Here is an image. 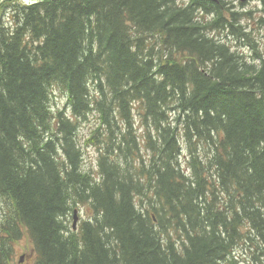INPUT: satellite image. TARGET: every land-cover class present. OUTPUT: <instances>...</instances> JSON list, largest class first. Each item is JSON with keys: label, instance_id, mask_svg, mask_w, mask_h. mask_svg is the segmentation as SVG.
<instances>
[{"label": "trees", "instance_id": "1", "mask_svg": "<svg viewBox=\"0 0 264 264\" xmlns=\"http://www.w3.org/2000/svg\"><path fill=\"white\" fill-rule=\"evenodd\" d=\"M0 1V264L23 232L34 264H264V59L214 36L254 48L229 2Z\"/></svg>", "mask_w": 264, "mask_h": 264}, {"label": "rangeland", "instance_id": "2", "mask_svg": "<svg viewBox=\"0 0 264 264\" xmlns=\"http://www.w3.org/2000/svg\"><path fill=\"white\" fill-rule=\"evenodd\" d=\"M16 2L21 0H15ZM25 4L31 3L33 0H23ZM180 2L187 4L188 0H179ZM178 1V2H179ZM230 4L228 6H233L235 11L238 13H243L239 17V24L242 25L244 28V31L250 35V38L252 39V44L254 45V48H251L248 46V44H244V41L241 39H237V37L230 35L227 30L222 31V33H214V36L217 39H220L221 41H224L227 43L231 49L240 55H243L245 58L244 60H248L251 63V57L253 56V50H256L258 54H261L264 59V26H261L262 24L259 22L261 19H264V2L260 0H250L244 4L243 7L239 5L238 0H226ZM1 2V1H0ZM11 10L8 8H1L0 7V26L6 25L9 28L12 27L11 25ZM246 13V14H244ZM209 19H211L209 17ZM7 30H9L7 28ZM257 63V62H256ZM66 99L64 95L58 90L53 89L52 92V102L51 106L53 109H62L65 106ZM90 121L88 123L83 124L79 129V140L80 145L82 147L83 151V165L85 170L91 171V174L96 176L97 175V159H98V153L97 150L88 145L85 146L83 144V139L86 138L89 134L90 128L94 125L95 120L94 116L89 117ZM138 120V117H136ZM137 124V122H136ZM135 124V126H136ZM143 130L142 128H138L137 133L138 135L142 134ZM181 167L186 170L187 173H189L187 166H188V157L185 155V153L180 158ZM149 204L147 201L143 202V205L146 206V208L149 209ZM74 211H76V228L72 227L73 224V212L70 211L69 216L67 217V227L73 231V233L79 232L80 226L87 221L91 216V211L89 206L79 204L76 207L73 208ZM6 208L4 206H0V214L3 215L5 213ZM3 220L0 219V224ZM245 230V228H244ZM0 234H4V232L0 228ZM250 235H253L250 233ZM13 248V251L15 254H12L11 259L9 258L8 264H19V259L21 256H24V260L20 264H34L35 262V256L36 252L34 250V244L32 240L30 239L29 235L26 232L22 233L21 238L13 242L10 246ZM251 243L249 241H245V244L241 243L240 246H238L234 254L235 256L239 257L243 264H252L250 260V254L249 250H252Z\"/></svg>", "mask_w": 264, "mask_h": 264}, {"label": "water", "instance_id": "3", "mask_svg": "<svg viewBox=\"0 0 264 264\" xmlns=\"http://www.w3.org/2000/svg\"><path fill=\"white\" fill-rule=\"evenodd\" d=\"M212 2H217V0H210ZM241 2H245L246 0H240ZM73 224H72V227L73 228H76V222H77V218H76V211L73 212Z\"/></svg>", "mask_w": 264, "mask_h": 264}, {"label": "bare ground", "instance_id": "4", "mask_svg": "<svg viewBox=\"0 0 264 264\" xmlns=\"http://www.w3.org/2000/svg\"><path fill=\"white\" fill-rule=\"evenodd\" d=\"M21 236H22V235H21ZM21 236H20L17 240H15L14 242L18 241V240L21 238Z\"/></svg>", "mask_w": 264, "mask_h": 264}]
</instances>
